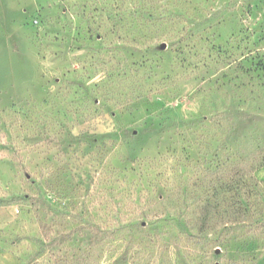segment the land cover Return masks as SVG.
<instances>
[{
	"label": "rangeland",
	"instance_id": "rangeland-1",
	"mask_svg": "<svg viewBox=\"0 0 264 264\" xmlns=\"http://www.w3.org/2000/svg\"><path fill=\"white\" fill-rule=\"evenodd\" d=\"M0 264H264V0H0Z\"/></svg>",
	"mask_w": 264,
	"mask_h": 264
},
{
	"label": "water",
	"instance_id": "water-1",
	"mask_svg": "<svg viewBox=\"0 0 264 264\" xmlns=\"http://www.w3.org/2000/svg\"><path fill=\"white\" fill-rule=\"evenodd\" d=\"M162 48H164V44L162 45Z\"/></svg>",
	"mask_w": 264,
	"mask_h": 264
}]
</instances>
